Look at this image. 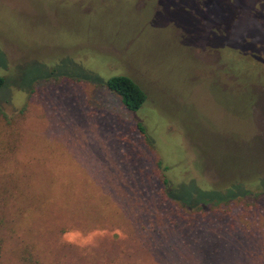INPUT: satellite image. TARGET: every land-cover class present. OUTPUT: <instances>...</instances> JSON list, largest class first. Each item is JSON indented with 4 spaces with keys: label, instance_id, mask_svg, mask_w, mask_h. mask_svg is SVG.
<instances>
[{
    "label": "rangeland",
    "instance_id": "374dc122",
    "mask_svg": "<svg viewBox=\"0 0 264 264\" xmlns=\"http://www.w3.org/2000/svg\"><path fill=\"white\" fill-rule=\"evenodd\" d=\"M164 2L0 0L17 126L0 137V264H264V196L183 211L162 184L195 200L264 174V0ZM222 28L243 51L206 46ZM117 75L138 111L97 84Z\"/></svg>",
    "mask_w": 264,
    "mask_h": 264
},
{
    "label": "trees",
    "instance_id": "16d2710c",
    "mask_svg": "<svg viewBox=\"0 0 264 264\" xmlns=\"http://www.w3.org/2000/svg\"><path fill=\"white\" fill-rule=\"evenodd\" d=\"M186 2L187 0H165L164 4H161L162 7L161 11L158 12L157 15H160L163 12L166 13H169L170 11L172 12L173 10H175L173 6L179 4V6L181 7L182 5H185ZM191 9L192 12H194V14L198 16V23L201 25L204 24L202 22L203 20L201 19H204V15L206 14L205 7H203L202 5L195 4V6H193ZM183 10L187 11L188 9L185 8ZM178 16H179V21L173 23V25L182 28L184 26H187L188 24L185 25L184 21L189 23L188 18L182 19V17L188 16V12H186L185 14L179 13ZM190 27L191 25L188 27V29H190ZM214 29L220 30L219 27H216ZM204 39L206 40V46L208 48L216 49V48H221L220 46L224 47L223 44H225L228 40H230L232 43V44L229 43L228 45L230 49L243 51L241 43H237L234 42L233 39H229L223 28H222V36L214 35V32L211 29L205 34ZM236 45H238L239 47ZM227 71H229L232 74V76L236 77L237 74L234 67L233 68L227 67V69L224 68L223 70L224 74H226ZM3 84H4V79L0 77V89L3 87ZM97 84L99 86H103L104 87L103 89H105L106 91L114 94L119 99V102L123 107V109L127 112L134 113L138 111L141 108V106L144 104L146 98L144 92L136 83H134L127 76L124 75L112 76L105 80L98 81ZM0 116L2 119L0 120L2 125L0 126L2 128V130L0 131V137L3 136L5 138H10L14 140V136L16 135V131H17L16 122L7 120L3 116V114H1V111H0ZM136 126L138 130L143 133V129L140 126V124H137ZM7 146L8 145H6V148ZM1 151H2V146L0 148V156H1ZM7 152H9L8 148H7ZM2 153L4 154V152ZM157 167L160 168L161 172L167 170V167L166 166L162 167L160 162L157 163ZM263 175L264 174L259 173L257 175H253L251 179L228 181L229 184L225 183V181H222L225 183L224 184L225 187H223L221 191H217L218 193L216 194L215 193L209 194L206 197H201V198L197 197V199L195 200H191L190 197L187 196L176 195L174 193L175 186H172L170 183H168L166 179L163 178L162 180V184L164 187L163 198L167 201L176 203L183 211H190L194 209L195 212L199 211L203 207L202 205H210L212 203H216L220 206V205H226L234 200H238V202H244L247 200L255 202L260 197L264 196ZM214 191L215 190H211V192Z\"/></svg>",
    "mask_w": 264,
    "mask_h": 264
},
{
    "label": "flooded vegetation",
    "instance_id": "af4514ba",
    "mask_svg": "<svg viewBox=\"0 0 264 264\" xmlns=\"http://www.w3.org/2000/svg\"><path fill=\"white\" fill-rule=\"evenodd\" d=\"M197 4H198V3H197ZM198 5H201V4H200V2H199V4H198Z\"/></svg>",
    "mask_w": 264,
    "mask_h": 264
}]
</instances>
